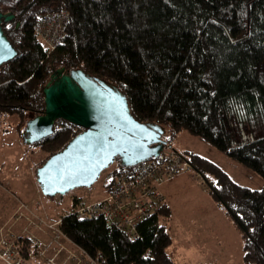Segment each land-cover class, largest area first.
Listing matches in <instances>:
<instances>
[{"label":"trees","instance_id":"obj_1","mask_svg":"<svg viewBox=\"0 0 264 264\" xmlns=\"http://www.w3.org/2000/svg\"><path fill=\"white\" fill-rule=\"evenodd\" d=\"M65 10L64 35L50 51L34 26L43 14ZM0 11L14 15L2 29L17 51L0 67V116L16 114L22 136L27 120L44 111L53 70L81 69L126 94L136 120L163 126L168 145L184 129L264 179V136L243 141L240 133L259 114L264 118V0H0ZM52 131L28 145L42 154L35 172L82 132L61 118ZM163 152L179 155L207 182L242 234L245 264H264V185H239L198 153ZM124 168L116 158L101 172L105 196ZM80 203L74 195L67 213L45 218L60 220L61 230L98 264H176L167 251L172 237L165 222L172 214L165 202L137 224L135 238L101 217L74 218ZM18 242L25 258L37 251L23 235Z\"/></svg>","mask_w":264,"mask_h":264},{"label":"rangeland","instance_id":"obj_2","mask_svg":"<svg viewBox=\"0 0 264 264\" xmlns=\"http://www.w3.org/2000/svg\"><path fill=\"white\" fill-rule=\"evenodd\" d=\"M17 123L16 114L0 116V221L4 215L8 216L17 207L19 199L26 208L21 204L17 214H27L32 210L46 220L45 216L60 217L67 213L74 195L81 197V202L84 203L105 196V190L98 181L91 188H75L51 199L42 195L34 183L36 176L33 165L42 154L39 150L31 152L32 148L28 146L30 143L24 142ZM241 129L243 141L264 136L263 116L259 114ZM169 145L167 151L175 149L183 156H187V151H190L208 158L239 185L257 190L262 189L264 185L263 177L252 167L235 161L200 136L192 135L184 129L173 136ZM197 173L194 169L188 170L184 175L180 173V186L171 188L172 197L168 196L170 199L167 201L169 200L172 217L165 224L172 237V244L167 247V251L173 250L172 247L176 248L173 256L177 264H245L242 234L222 205L215 201L207 182ZM12 194H15L17 200L13 199ZM12 217L9 218L8 224L13 230L18 235L27 233L23 230L27 227L23 217H20L18 222L12 221ZM19 227L22 228L17 231ZM27 229L32 232L31 228ZM0 264L6 263L0 259Z\"/></svg>","mask_w":264,"mask_h":264},{"label":"water","instance_id":"obj_3","mask_svg":"<svg viewBox=\"0 0 264 264\" xmlns=\"http://www.w3.org/2000/svg\"><path fill=\"white\" fill-rule=\"evenodd\" d=\"M13 17L0 11V67L17 56L2 29V23ZM50 75L52 79L43 89L44 111L27 120L24 142L34 144L48 137L59 118L82 132L36 169L42 195L51 198L75 188H91L116 158L124 167L135 166L170 148L163 137L165 128L136 120L126 94L115 85L90 78L81 69L65 73L57 68Z\"/></svg>","mask_w":264,"mask_h":264},{"label":"built area","instance_id":"obj_4","mask_svg":"<svg viewBox=\"0 0 264 264\" xmlns=\"http://www.w3.org/2000/svg\"><path fill=\"white\" fill-rule=\"evenodd\" d=\"M37 20L34 32L52 51L64 35L69 21L68 13L65 10L43 14ZM183 169L189 170V167L179 155L161 152L148 161L119 171L105 197L77 205L72 214L78 220L101 217L107 226L135 238L137 224L144 218L152 217L163 206L165 196L161 193L162 184ZM22 206L25 207L24 204ZM20 217H23L27 227L43 233L47 239L39 237L33 231L29 232L27 227L23 228L27 233L20 235L37 247V251H27L29 257L25 258L18 251L21 246L18 242L20 235L7 222L0 227V259L6 264H32L35 261L44 264H65L66 261L71 264H98L61 230L60 220L48 222L30 210L27 214L15 213L12 221L18 222ZM64 254L63 261L58 263L56 260Z\"/></svg>","mask_w":264,"mask_h":264},{"label":"crops","instance_id":"obj_5","mask_svg":"<svg viewBox=\"0 0 264 264\" xmlns=\"http://www.w3.org/2000/svg\"><path fill=\"white\" fill-rule=\"evenodd\" d=\"M185 164H186V163H185ZM187 172H188V170L183 169V171H181V172H179L178 174H176L171 180H168L167 182H165L164 184H162V190H161V193L164 194V196H165V200H164V202H165L166 204H168L171 213H172V210H171V207H170V204H169V200L167 201V199H170V198H168V196L171 195V197H172V193H173L172 191H173V189L176 188V187H178V186H180V182H181V181H180V178H182L181 175H184V174L187 173ZM180 173H183V174L179 175ZM0 182H1V181H0ZM171 188H173V189H171ZM160 189H161V188H160ZM34 191H35V190H34ZM164 191H165V192H164ZM34 193H35V192H34ZM12 195H13V199H16V200H17V197L15 196V194H12ZM31 197H32V196H31ZM18 199H19V198H18ZM22 203H23V202L19 199V203H18L17 207L14 208L13 211H12L11 213L8 214V216H5V215L3 216V219L0 221V227L3 226L4 224H6V223L8 222V219H9L11 216H13V215L18 211L17 209H19V207L21 206ZM171 217H172V216H171ZM170 219H171V218H170ZM19 220H20V219H19ZM20 228H22V227L17 228V229H18L17 231H19ZM32 231L35 232L36 235H38L39 237L47 239V236L44 235L43 233H41V232H39V231H36V230H33V229H32ZM171 244H172V242H171ZM171 244H170V245H171ZM170 245H169V246H170ZM172 248H173V250L169 251V254L171 255L172 259H174L173 251H174V250L176 251V248H175V247H172ZM202 255H206V254H202ZM64 257H65V255H61L60 257H58V259H57L56 261H57L58 263H60V262L63 261ZM174 260H175V262H176V264H177L176 259H174ZM32 264H44V263H40V261H35V262H32ZM65 264H71V263H70V261H66Z\"/></svg>","mask_w":264,"mask_h":264},{"label":"flooded vegetation","instance_id":"obj_6","mask_svg":"<svg viewBox=\"0 0 264 264\" xmlns=\"http://www.w3.org/2000/svg\"><path fill=\"white\" fill-rule=\"evenodd\" d=\"M59 69L61 68V69H63L64 70V68H62V67H58ZM54 70H57V69H54ZM53 70V71H54ZM69 71V70H68ZM65 73H67V72H65ZM56 75V74H55ZM58 76L59 75H56V79L58 78ZM90 78H96V77H94V76H89ZM52 78H50V80H51ZM54 81V80H53Z\"/></svg>","mask_w":264,"mask_h":264}]
</instances>
